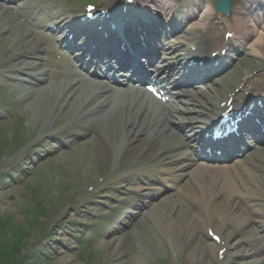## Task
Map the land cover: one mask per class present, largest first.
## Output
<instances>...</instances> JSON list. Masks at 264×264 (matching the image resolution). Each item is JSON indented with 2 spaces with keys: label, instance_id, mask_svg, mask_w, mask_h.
Instances as JSON below:
<instances>
[{
  "label": "rangeland",
  "instance_id": "obj_1",
  "mask_svg": "<svg viewBox=\"0 0 264 264\" xmlns=\"http://www.w3.org/2000/svg\"><path fill=\"white\" fill-rule=\"evenodd\" d=\"M12 93V88H0V104L14 112L11 118L0 121L2 154L12 148L17 138L36 136L41 128L39 124L32 123L31 114L25 109L26 102L19 100L17 93ZM45 115V111H42L39 116L45 118ZM82 141L84 140L76 144ZM73 146L76 150V145ZM75 150H72L71 146H57L53 141L51 146L42 143L32 155L19 159L20 164L16 161L15 168L0 175V264H171L173 246L167 240L161 241L164 238L155 235L152 225H143V232L139 237L134 228H122L125 237L118 253L114 249L113 233H103V236L93 240L90 245L83 243V226L76 222L79 216L83 222L85 215L72 213L64 208L74 204V200L84 197L87 183L95 177V164L101 155L97 150L90 156L88 154L90 164L95 168L90 176H85L80 170L82 156ZM21 151L16 152L14 156ZM23 155L25 152L20 154ZM96 158L98 159L95 162ZM59 215L61 219L57 225L69 233L66 236L57 234L62 231L56 228L57 235L51 233L53 240L50 241V246L39 250L42 248L39 241L44 229ZM95 226L106 229L105 222ZM228 228L229 231L233 230L235 239H238L237 233L244 234L232 224ZM126 231L131 233L130 241L125 239L128 236ZM146 235L159 239L151 240V237ZM180 244L181 241L178 245ZM151 248H154L156 253L161 251L162 259L155 260L149 250ZM190 263L189 257L183 258L182 264Z\"/></svg>",
  "mask_w": 264,
  "mask_h": 264
},
{
  "label": "bare ground",
  "instance_id": "obj_2",
  "mask_svg": "<svg viewBox=\"0 0 264 264\" xmlns=\"http://www.w3.org/2000/svg\"><path fill=\"white\" fill-rule=\"evenodd\" d=\"M144 1L143 3L138 4L135 7V11L133 12V16L135 19H145L151 17L152 14L155 13H148L147 6L148 1ZM180 24V21H179ZM17 27V28H16ZM16 28V29H15ZM254 28L251 26L246 28L244 34L247 36H250L254 32ZM210 32V29H205L204 33L207 34ZM28 34L27 30L25 29V26H23L21 23L14 19L13 13L10 9L9 5L1 4L0 3V55H5L6 50L13 49L12 52H14L13 56L9 59V71L17 73L12 68H18L22 69V73H24L23 78L20 77L21 85H29L30 83H33L35 80L41 79V77L44 78L43 71H37L38 63L37 62H29L24 61V57L28 58L31 56V53H27L24 56L23 55H17L18 52H22L25 49L32 48L36 41L33 38H30V36H27ZM25 37V38H24ZM203 40H207V38H203ZM164 40H160V42H163ZM79 43L82 45L84 49H91L93 45L91 43H88L86 41L80 40ZM194 41H191V44H193ZM96 51H93L91 53V57L95 63L99 62L101 58H105L102 54L104 52H108L112 55L111 50H107L104 46V44L96 40ZM86 51V50H85ZM250 52L254 56H258V58L263 59L264 58V33H259L257 38L252 40V43L250 45ZM107 59H103L106 61ZM132 60V59H131ZM132 69L140 68V64L137 63H131L129 64ZM26 70V71H25ZM94 70L100 71L98 68L94 67ZM237 76V74H235ZM19 79H17L19 81ZM202 79H209L206 77H202ZM231 80V76H225L222 78L221 84L223 86H227L226 83H229ZM51 86V85H49ZM46 86L45 88H42L40 90H33V89H26L28 90L27 93L21 94L18 99L25 101L28 99V102L25 105V109L31 114V121L35 124V119H38L39 115H42V107L46 108L50 113L57 112V114H62L64 112L72 111L74 116L77 115H84L89 111V107L87 106L88 102H94L102 95L105 97V100H100L99 104L100 107L105 109L110 107V104L115 103V105L119 106L118 109H115L116 112H120L121 114V122L123 121V127L120 126V121H110L107 115H104L101 119H97L96 121H99V130H95L94 134L98 135V143L94 144V141L92 139L85 140L83 143L78 144L76 146V152L78 154L84 155L83 161L81 162L82 168L81 172L85 176L91 175V165L89 161V156L91 153L93 154L94 151H100V154L102 157L104 154L108 152V146L107 142L115 141L117 142L120 139H123L122 142L126 145L133 144L135 148L139 147L140 142L145 143L146 135L149 134L154 138V132L153 129L149 127V123H157L159 122V119L154 117L155 114L152 110L146 106L141 104V100L137 95L132 94V92L128 89H123L116 91V96L113 94H109L107 90H103L101 88V85L98 83L97 80L90 79L86 76H79L77 75V69L75 66H72L70 69V72L63 75V78L58 81L57 83L53 84L51 87ZM221 88L211 89L208 87V95L211 97L219 95V92ZM220 96V95H219ZM110 100L115 102H109ZM219 100V99H218ZM120 109V110H119ZM133 111L136 114H141L145 119L138 116H134ZM46 113V112H45ZM117 114V113H116ZM50 116V114H49ZM48 116V118H49ZM41 117V116H40ZM96 119V117H95ZM53 120V119H51ZM54 121L46 122L45 120L39 121L41 123V131H44L48 128L49 124ZM66 123L62 124L58 128H61ZM165 128H168V125L166 123H162ZM111 126L115 128H119L121 132H123L122 138L115 137V135H112ZM57 128V129H58ZM152 128H155L154 125H152ZM158 131V130H157ZM103 132H105L103 134ZM114 133V132H113ZM162 138V137H161ZM160 138V139H161ZM108 139L109 141H106ZM138 139V140H134ZM159 140V139H158ZM147 142H149V139L147 138ZM160 141L154 140L151 144L150 151L146 154L145 149H139L138 155L143 157L146 162L150 158L149 154L150 152H154L158 146ZM141 146V145H140ZM206 149V146H205ZM236 149V148H235ZM237 149H239L237 147ZM237 152V151H235ZM89 154V156H88ZM264 151H254L249 153L245 159V163H249L251 165V168H246L243 166V163L237 164L234 168L237 167H243L238 168L235 170L233 175L231 173H227V171H214L212 173L206 172L205 174L198 175V178L193 180H188V182L191 184L190 190L187 195L188 197H192L193 195H197V191L199 193L200 202L203 204V209L209 213L213 218H218V222L215 224L212 222L210 230H213L215 234H219L222 232L226 221L229 220L235 221L238 224V228H244L246 224H248V214L247 212L249 209L243 208L242 202L250 197V189L251 188H261L264 190V178L260 179L257 174H262L260 169L264 170V164H259V162L255 161L256 158H262L264 159ZM86 156V158H85ZM65 159V157L63 156ZM86 160V161H85ZM219 168H215L214 170H217ZM259 170V171H257ZM230 171V170H228ZM256 171V172H255ZM193 173V172H192ZM217 173V174H216ZM216 174V175H213ZM244 176L247 177L248 182L246 185V191L241 195L242 200H234L230 199L229 195H233L235 190V182L243 180ZM264 177V174H263ZM256 181H258L257 184H254ZM244 190V189H242ZM216 192L222 193L223 197L219 198L218 200H214L215 202H211L210 200L214 197H217ZM214 193V194H213ZM193 194V195H192ZM206 197V198H205ZM209 198L210 200H208ZM217 201V202H216ZM224 203V204H223ZM171 205L170 210L168 209V205ZM219 206V208H215L213 206ZM182 205L180 203L176 202H166L162 204L161 206H156L154 209L155 211L152 213L151 216L148 214L151 220L153 222L156 219L161 220V217H166L167 215L171 214V211H173L174 207L179 210ZM246 213V214H245ZM170 217V216H169ZM168 217V218H169ZM195 223H188V230H190V237H196L195 234L196 230ZM185 229V226L178 225L177 228H172L171 235L174 237L177 235V233H181V229ZM163 229L159 228V231H162V235H165L166 233L169 234L170 228L162 227ZM177 231V232H176ZM232 233L229 232L226 234L225 238L231 239ZM224 240V237L219 236ZM177 238V237H175ZM121 236L116 239L117 242H120ZM179 240V238H177ZM116 242V243H117ZM118 244V243H117ZM177 251L179 257L180 249H175ZM216 247L214 244H207V245H200L198 242H195L192 246L188 247L184 251V255L188 256L192 264H211V261H209L210 255L212 257V254L215 253ZM225 254V253H223ZM221 254V255H223ZM224 255L223 257L218 260L224 263ZM215 258V257H214ZM213 258V259H214ZM229 260V259H228ZM175 260H173L172 264H182V260H180L179 263H176ZM240 264V260H237Z\"/></svg>",
  "mask_w": 264,
  "mask_h": 264
},
{
  "label": "trees",
  "instance_id": "obj_3",
  "mask_svg": "<svg viewBox=\"0 0 264 264\" xmlns=\"http://www.w3.org/2000/svg\"><path fill=\"white\" fill-rule=\"evenodd\" d=\"M2 261H4V259H2Z\"/></svg>",
  "mask_w": 264,
  "mask_h": 264
}]
</instances>
